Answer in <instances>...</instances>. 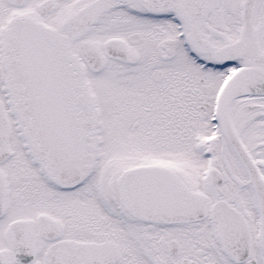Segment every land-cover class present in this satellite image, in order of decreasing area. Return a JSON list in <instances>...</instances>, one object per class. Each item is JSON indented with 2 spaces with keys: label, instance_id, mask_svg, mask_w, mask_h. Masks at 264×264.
<instances>
[{
  "label": "snow or ice",
  "instance_id": "6c2138e0",
  "mask_svg": "<svg viewBox=\"0 0 264 264\" xmlns=\"http://www.w3.org/2000/svg\"><path fill=\"white\" fill-rule=\"evenodd\" d=\"M0 264H264V0H0Z\"/></svg>",
  "mask_w": 264,
  "mask_h": 264
}]
</instances>
